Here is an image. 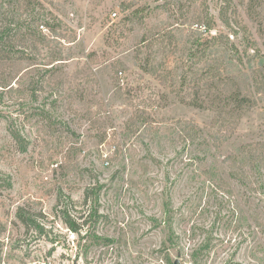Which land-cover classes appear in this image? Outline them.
Wrapping results in <instances>:
<instances>
[{
	"label": "rangeland",
	"instance_id": "rangeland-1",
	"mask_svg": "<svg viewBox=\"0 0 264 264\" xmlns=\"http://www.w3.org/2000/svg\"><path fill=\"white\" fill-rule=\"evenodd\" d=\"M39 1L47 45L0 74V264H264L262 170L225 162L264 141V94L223 85L264 75V0Z\"/></svg>",
	"mask_w": 264,
	"mask_h": 264
},
{
	"label": "trees",
	"instance_id": "trees-1",
	"mask_svg": "<svg viewBox=\"0 0 264 264\" xmlns=\"http://www.w3.org/2000/svg\"><path fill=\"white\" fill-rule=\"evenodd\" d=\"M232 0H227L228 7ZM21 4V6H18ZM41 6L39 0H0V74L3 76V86L10 87L12 81L16 79L13 75V69L17 66V63L22 64L26 59H29V55H33L35 52L40 51V47L47 45V33L45 32L46 26L49 24V17L43 11V7L35 9ZM33 7V8H32ZM228 10V8H227ZM49 14V13H48ZM60 56V55H59ZM63 58L56 57L53 62L60 61ZM59 63V62H58ZM12 66V68L10 67ZM120 65V67H119ZM127 64L122 61H118L115 64V69L117 71L122 69H127ZM53 69H49L46 77L42 76V86L38 84V81L32 82L34 86L40 89L45 87V85L51 84V80L54 77ZM122 71H120L121 73ZM4 75H6L4 77ZM217 82L219 80H212ZM223 81V80H222ZM58 85L64 86V82H57ZM224 90L232 95L231 97H238L239 103L246 104L250 108L257 105V101L254 99L252 103L253 91L255 93L264 94V75L259 79L256 78L252 87L250 85L244 86L241 81H236V79H226L224 81ZM74 92V87H71ZM244 92V94H243ZM252 97V98H251ZM242 101H245L242 102ZM252 103V104H251ZM72 105H70L71 107ZM46 118V117H45ZM53 122H51L52 124ZM181 125V130L185 137L191 139L193 143L198 142L202 145L208 146L207 140L203 137V133H197L194 128V123L190 121L178 122L177 126ZM238 129V123L230 118L223 117L219 124L218 133L214 138V145L221 147L225 142L231 139ZM196 132L197 134H193ZM245 152V159L240 160V156L235 154H230L226 157L225 162L229 166L230 174L235 178L237 174H243L247 170L245 167H250L255 169L256 172L264 176V141H254L250 142L249 145L243 149ZM90 192H88V195ZM17 215L19 220L26 227L30 228L35 225V220L32 217L26 215L22 207H19ZM70 221V219H69ZM81 224L79 226L73 227V230L80 232ZM5 229L3 222L0 219V234Z\"/></svg>",
	"mask_w": 264,
	"mask_h": 264
},
{
	"label": "water",
	"instance_id": "water-1",
	"mask_svg": "<svg viewBox=\"0 0 264 264\" xmlns=\"http://www.w3.org/2000/svg\"><path fill=\"white\" fill-rule=\"evenodd\" d=\"M175 264H181L180 260L177 259V260L175 261Z\"/></svg>",
	"mask_w": 264,
	"mask_h": 264
}]
</instances>
